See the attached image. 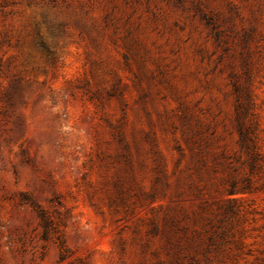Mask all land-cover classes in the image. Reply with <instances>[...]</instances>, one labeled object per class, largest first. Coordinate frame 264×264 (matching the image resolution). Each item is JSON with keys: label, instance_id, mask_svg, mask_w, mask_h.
Here are the masks:
<instances>
[{"label": "rangeland", "instance_id": "374dc122", "mask_svg": "<svg viewBox=\"0 0 264 264\" xmlns=\"http://www.w3.org/2000/svg\"><path fill=\"white\" fill-rule=\"evenodd\" d=\"M0 264H264V0H0Z\"/></svg>", "mask_w": 264, "mask_h": 264}, {"label": "trees", "instance_id": "16d2710c", "mask_svg": "<svg viewBox=\"0 0 264 264\" xmlns=\"http://www.w3.org/2000/svg\"><path fill=\"white\" fill-rule=\"evenodd\" d=\"M239 132V142L242 149H246L247 152H250L251 154V160H249V166L253 168L258 167V159H260V154L257 153L254 149L250 150V148H254L256 144L254 143V140L249 136V133L247 131H238ZM256 148V147H255ZM233 184V183H232Z\"/></svg>", "mask_w": 264, "mask_h": 264}]
</instances>
